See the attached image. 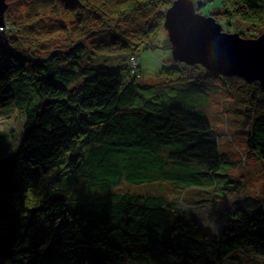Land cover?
Listing matches in <instances>:
<instances>
[{
    "label": "trees",
    "instance_id": "trees-1",
    "mask_svg": "<svg viewBox=\"0 0 264 264\" xmlns=\"http://www.w3.org/2000/svg\"><path fill=\"white\" fill-rule=\"evenodd\" d=\"M7 1L0 118L18 113L23 128L13 152L0 135L2 264L262 262L264 204L222 200L241 187L205 107L223 81L250 87L244 132L264 161V88L175 59L163 83H140L131 61L140 46L153 47L161 7L175 0ZM220 3L229 18L264 22L256 19L264 0ZM15 10L26 25L12 22ZM58 33L68 41L59 49L49 39ZM160 182L199 191V203L216 211V231L182 207H196L190 202L115 192Z\"/></svg>",
    "mask_w": 264,
    "mask_h": 264
},
{
    "label": "rangeland",
    "instance_id": "rangeland-1",
    "mask_svg": "<svg viewBox=\"0 0 264 264\" xmlns=\"http://www.w3.org/2000/svg\"><path fill=\"white\" fill-rule=\"evenodd\" d=\"M193 1L196 5L199 2L203 3L202 0ZM228 2L229 8L233 7L234 9H237L234 0H228ZM6 3L7 5L9 4L8 1ZM173 3H169V7L167 8L161 7L164 15H166ZM220 7V0H213L207 4L206 8H204V4L200 7L196 6V10L204 16L208 15V11L211 12L212 16L208 17L214 18L215 21L222 26V32L227 34H237L241 38L247 40L258 39L264 35L263 21H248L246 17L238 14L229 18V13L227 12L228 9L223 10L224 7ZM8 8L9 7L6 8L5 14L8 11ZM245 9L250 10V8L247 7ZM24 10L25 9L23 8L21 11L23 12ZM17 12L18 10H15L11 13L10 17L12 18V22L16 23L19 27L20 25H26L28 19L25 18L24 21L20 20ZM256 17V19H262L264 14H258ZM9 21L10 19L5 21V27L2 29L3 34L9 27H11ZM227 22L228 24H226ZM37 39L38 42L41 41L38 37ZM49 39L51 40L50 42H52L53 45H56L58 49L68 42L66 41L65 35L60 33ZM149 41H151L150 43L153 45L152 48L143 49L146 45L140 46L141 48L139 47V81L140 83L142 82L143 84L145 83L150 85L152 83L157 84V82L163 83L165 79H168L169 77V74L162 75L163 70L169 69L174 65L171 43L164 25L161 27V30L157 33V35L153 36V38ZM130 65L133 68L134 64L132 62ZM247 83L250 84L259 82ZM219 88V93L210 98L209 105L205 107V111L208 121L211 123L219 138L221 154L227 155V158H229L231 162L232 168L228 170L229 172L227 174L233 178L239 187H241L238 192L232 193L230 196L225 197L222 200H229L231 202L236 199L254 198L259 199L264 204V161L259 160L256 156H254V154L250 153L247 144L248 136L244 132V124L246 122L245 114H247V107L250 105L252 91H247L250 87L247 88L244 83L239 84L236 82L226 83L223 81L221 82V87ZM22 121L23 118L18 113L13 115L11 118H0V135H8L10 137V143L12 146L11 152L20 146L23 128L21 125ZM211 188L214 187L209 186L208 188L205 187L199 190H209ZM115 192L160 195L165 197L167 200L176 201L178 206H182V202H190L196 207L191 209L184 206L182 207L185 208L187 212L194 214V216L200 220L205 229L213 232L217 229L215 209L210 205L199 203V198H196V194H194L195 192H199L197 190L187 191L184 189H176L172 185L160 182L154 185H143L140 187H131L124 184L123 186L115 189ZM189 192H191V195H189ZM30 197H34L33 193L30 194ZM233 264L253 263L241 261V263L235 262ZM258 264H264V260H262V262L260 261Z\"/></svg>",
    "mask_w": 264,
    "mask_h": 264
},
{
    "label": "water",
    "instance_id": "water-1",
    "mask_svg": "<svg viewBox=\"0 0 264 264\" xmlns=\"http://www.w3.org/2000/svg\"><path fill=\"white\" fill-rule=\"evenodd\" d=\"M193 0H176L165 15L173 57L187 65L259 82L264 88V35L247 40L222 32L214 18L197 12ZM6 0H0V28L5 27Z\"/></svg>",
    "mask_w": 264,
    "mask_h": 264
},
{
    "label": "built area",
    "instance_id": "built-area-1",
    "mask_svg": "<svg viewBox=\"0 0 264 264\" xmlns=\"http://www.w3.org/2000/svg\"><path fill=\"white\" fill-rule=\"evenodd\" d=\"M138 60L137 59H135V60H133V61H131L134 65H133V68H136L137 66H138V62H137Z\"/></svg>",
    "mask_w": 264,
    "mask_h": 264
}]
</instances>
